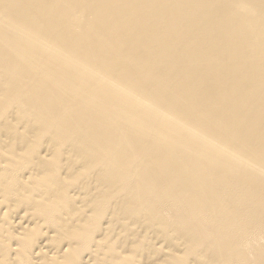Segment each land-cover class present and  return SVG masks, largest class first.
Listing matches in <instances>:
<instances>
[{
    "label": "bare ground",
    "instance_id": "6f19581e",
    "mask_svg": "<svg viewBox=\"0 0 264 264\" xmlns=\"http://www.w3.org/2000/svg\"><path fill=\"white\" fill-rule=\"evenodd\" d=\"M0 264H264V0H0Z\"/></svg>",
    "mask_w": 264,
    "mask_h": 264
}]
</instances>
